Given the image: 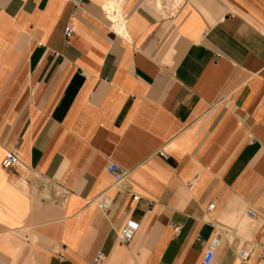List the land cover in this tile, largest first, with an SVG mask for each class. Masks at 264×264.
Returning <instances> with one entry per match:
<instances>
[{
  "label": "crops",
  "instance_id": "1",
  "mask_svg": "<svg viewBox=\"0 0 264 264\" xmlns=\"http://www.w3.org/2000/svg\"><path fill=\"white\" fill-rule=\"evenodd\" d=\"M81 1L0 0V261L264 264V0Z\"/></svg>",
  "mask_w": 264,
  "mask_h": 264
},
{
  "label": "built area",
  "instance_id": "2",
  "mask_svg": "<svg viewBox=\"0 0 264 264\" xmlns=\"http://www.w3.org/2000/svg\"><path fill=\"white\" fill-rule=\"evenodd\" d=\"M82 4L81 0H73V11H75L77 8H79ZM73 35V30L70 26L65 27L64 29V36L66 41ZM159 154L162 157H166V151L164 149H161L159 151ZM1 167L4 170H9L14 168L15 166L18 165L17 162V155L16 153L12 150V149H8L5 153V155L3 156L2 160H1ZM106 172L112 177L114 183L119 182L126 174L125 170H123L120 166H118V164H116L115 162H108L106 164ZM96 202L98 207L101 210H105L107 209L111 203H112V198L109 196V194L106 191H102L97 197H96ZM215 203L211 202L208 206L207 209L212 210L214 207ZM246 214L251 217V218H255L256 213L254 210L252 209H247L246 210ZM176 230L178 229V227L175 228ZM138 230V223L134 220H126L125 223L123 224V226L121 227L119 234H118V240L120 243L122 244H128L132 238L134 237L136 231ZM220 245V238L218 234H215L207 248L205 249L202 259H201V263L202 264H211V262L214 259L215 256V252L217 250V248ZM250 250H251V246L250 248H239L237 250V256L239 258V260L245 264L248 261L249 258V254H250ZM103 259V255L102 253H97L95 258H94V264H99ZM261 260H264V254H262L260 256ZM0 264H5L4 262L0 261Z\"/></svg>",
  "mask_w": 264,
  "mask_h": 264
},
{
  "label": "bare ground",
  "instance_id": "3",
  "mask_svg": "<svg viewBox=\"0 0 264 264\" xmlns=\"http://www.w3.org/2000/svg\"><path fill=\"white\" fill-rule=\"evenodd\" d=\"M105 6H106V7H105L106 10H109L110 8H113V3H112V1H108V3H107ZM119 12H120V9H119Z\"/></svg>",
  "mask_w": 264,
  "mask_h": 264
},
{
  "label": "rangeland",
  "instance_id": "4",
  "mask_svg": "<svg viewBox=\"0 0 264 264\" xmlns=\"http://www.w3.org/2000/svg\"><path fill=\"white\" fill-rule=\"evenodd\" d=\"M1 158H2V153L0 152V160H1ZM1 199H3V197L1 196Z\"/></svg>",
  "mask_w": 264,
  "mask_h": 264
}]
</instances>
